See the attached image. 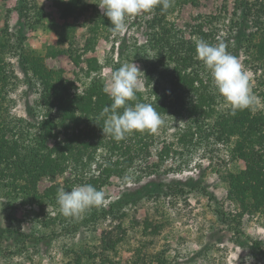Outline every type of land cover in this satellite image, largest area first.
Returning <instances> with one entry per match:
<instances>
[{
	"label": "trees",
	"instance_id": "obj_1",
	"mask_svg": "<svg viewBox=\"0 0 264 264\" xmlns=\"http://www.w3.org/2000/svg\"><path fill=\"white\" fill-rule=\"evenodd\" d=\"M25 1L18 0L17 10L21 20L30 17V9ZM77 1L83 10L88 9L84 0ZM176 1L199 3V0ZM95 7L100 16L94 24L96 29L110 25V20L97 5ZM169 9L165 10L158 5L147 12L151 15L147 21V43L135 45L133 51L144 65L142 79L145 89H140L136 94L137 100L130 103L152 104L163 117L164 130L176 120L183 119L184 127L180 126L174 133L178 135L177 142L182 146L201 145L214 139L215 143L227 147L230 161L244 162V167L236 165L223 172L227 197L235 204V211H227L224 205L215 207L218 219L233 229L236 242L240 244L243 242L241 236L244 235L241 229L243 217L246 214L264 216V0H234L236 17L230 19L229 30L245 35V52L254 63L255 72H261L256 77L258 84L251 90L254 104L243 110H234L218 93L210 71L196 52V43L201 39L215 44L217 28L210 26L214 19L221 18L220 15H198L200 21L189 24L190 37L185 38L180 35L181 30L167 19ZM247 27H252L249 34L245 31ZM96 38L95 34L89 38L87 46L93 49ZM5 42L0 41V194L3 192L7 196L5 208L10 210L15 207L14 203L18 199L22 204L40 205L42 212L36 213L37 216L42 215L56 224V234L60 231H75L81 223L94 224L100 220H115L118 216L127 215L121 210L123 199L119 198L110 205L94 207L79 217H66L57 204V194L60 189L68 190L73 182L78 181L92 184L103 191L111 177L124 178L137 165L142 174L151 175L157 172L156 168L160 169L161 162L176 151L174 141L164 138L162 147L156 153L160 162L142 166L141 162L153 154L160 127L154 132L146 130L130 133L119 141L104 136L102 128L105 117L100 113L112 100L104 91L106 82L101 75L86 72L87 80L83 81L80 90L76 85L80 78L68 79L61 69L49 68L44 56L27 55L23 50L19 54L20 64L25 74L32 72L33 77H28V83L40 85L39 104L45 109V114L38 124L24 117L8 116L3 110L10 84L1 53L7 45ZM127 50L121 47V58ZM60 51L72 57L74 55L72 47ZM220 102H225L226 109H218ZM29 126L37 129L30 131ZM96 146L106 149L113 159L96 162L93 167L90 153ZM67 171H71L73 177L65 179L63 185L56 181L44 191L39 189L42 177L55 178ZM138 176L141 177L140 174ZM150 183L144 186L145 192L138 190L137 193L151 194L153 191L147 189ZM169 186L185 191L180 181H174ZM132 201H137L136 197ZM49 204H56L55 217L44 213L45 206ZM133 223L141 225L145 235H154L161 227L149 217L143 220L135 218ZM117 228H121V224ZM35 236L21 228H7L0 233V240L14 238L16 246L24 248ZM247 242L252 255L264 258V241L249 238ZM111 244V247L102 248L99 252L88 248L83 251V255L90 264H116L110 253L117 244L115 239L111 240ZM133 254L128 264H151L141 247L134 249Z\"/></svg>",
	"mask_w": 264,
	"mask_h": 264
},
{
	"label": "rangeland",
	"instance_id": "obj_2",
	"mask_svg": "<svg viewBox=\"0 0 264 264\" xmlns=\"http://www.w3.org/2000/svg\"><path fill=\"white\" fill-rule=\"evenodd\" d=\"M84 1L87 10H83L77 0H26L30 17L21 20L17 10L18 0H0V41H7L1 53L10 79L3 110L8 116L24 117L38 124L45 114V109L39 104L40 85L28 83V77H33L32 72L25 74L20 64L21 50L27 55L44 56L49 68L61 69L68 79L80 78L76 82L80 90L89 71L92 75L99 73L106 84L110 81L111 73L124 64L134 63L143 72V62L135 57L133 51L135 45L147 43V21L151 15L144 12L129 17L128 30L117 35L113 34L111 24L98 30L94 25L96 18L100 17L95 6L101 0ZM200 14L204 17L220 15L221 18L211 23L212 26L207 24L217 28L215 44L224 43L227 51L238 57L253 90L258 84L256 77L261 72H255L254 63L245 52V35L229 30L230 19L236 17L234 0H199L197 5L176 1L167 11V19L181 30L180 35L189 38V24L200 21ZM245 31L249 34L252 27H247ZM94 34L97 38L92 49L87 46V41ZM122 46L130 53L128 55L126 51L123 58L120 56ZM70 47L73 57L60 51ZM56 51L57 54L54 53ZM142 75L140 89L144 90ZM218 109H226L225 102H220ZM183 123V119H178L168 124L165 130L163 125L160 126L153 154L141 162L142 166L160 162L156 153L162 147L164 138L174 141L176 151L161 162L160 169H155L157 172L144 175L138 171L137 165L124 178L111 177L103 188L107 201L105 205L123 199L120 207L127 215L118 216L115 220L108 218L94 224L81 223L75 231H60L56 234V224L42 215L37 216L36 213L42 212L40 205L22 204L18 199L14 203L15 207L7 210V196L1 192L0 233L7 228H21L36 236L24 248L17 247L14 238L1 239L0 264H90L83 251L91 248L99 252L102 248L111 247L112 239L117 242L115 249L110 252L116 264L130 263L133 250L138 247L142 248L151 264H246L247 258H250L247 264H264L263 257L252 255L247 242L249 238L264 241V216L246 214L243 217V242L238 244L233 229L222 223L215 213V207L219 205H224L227 211H235V204L227 197L223 172L236 165L244 167V162L230 161L227 147L215 143L214 139L201 145L182 146L177 142L178 135L174 133L180 126L184 127ZM36 129L29 126L30 131ZM90 159L95 167L96 162L112 160L113 157L106 149L96 146L91 150ZM72 177L71 171L55 178L42 177L39 189L44 191L56 181L63 185L65 179ZM174 181L182 182L185 191L170 187L169 184ZM148 183L147 189L153 191L151 194L137 193L138 190L145 192L144 186ZM81 184L79 181L73 182L66 191ZM135 197L137 201L134 202L132 200ZM44 213L55 217L56 204L46 205ZM145 217L161 226L156 234L145 235L141 225L133 223L135 218L143 220ZM119 224L121 228L118 229Z\"/></svg>",
	"mask_w": 264,
	"mask_h": 264
},
{
	"label": "clouds",
	"instance_id": "obj_3",
	"mask_svg": "<svg viewBox=\"0 0 264 264\" xmlns=\"http://www.w3.org/2000/svg\"><path fill=\"white\" fill-rule=\"evenodd\" d=\"M174 0H101L98 7L111 22L113 34H123L128 30L127 19L131 16L152 11L156 6L168 9ZM196 52L210 71L218 93L233 106L234 110H243L254 104L250 79L238 57L227 51L224 43L212 44L203 39L197 41ZM139 66L124 64L111 73L110 81L104 91L112 103L100 113L105 117L102 128L104 136L123 140L126 135L146 130L156 131L163 123L162 115L150 103L135 102L141 88ZM144 74V73H143ZM120 109H123L121 112ZM105 193L92 184H81L70 191L60 189L57 204L66 217H79L94 207L106 204ZM250 260V258L246 259Z\"/></svg>",
	"mask_w": 264,
	"mask_h": 264
}]
</instances>
